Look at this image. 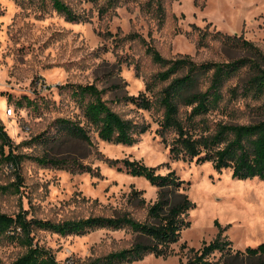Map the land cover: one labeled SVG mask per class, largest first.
<instances>
[{
    "label": "rangeland",
    "instance_id": "obj_1",
    "mask_svg": "<svg viewBox=\"0 0 264 264\" xmlns=\"http://www.w3.org/2000/svg\"><path fill=\"white\" fill-rule=\"evenodd\" d=\"M62 1L86 21L68 20L53 0H0V119L14 151L24 155L19 165H13L0 154V212L25 210L28 217L60 221L131 211L143 220L146 208L134 207L133 191H142L138 195L152 203L158 188L111 162L136 159L157 166L160 173L175 170L196 205L189 211L190 226L170 255L147 254L128 264H184L191 248L210 242L221 228L236 249L264 242V180L234 178L230 168L217 170L212 161L171 156L156 132L161 112L127 99L144 91L147 79L161 67L139 38L126 37L139 33L163 56L188 54L197 62L247 54L244 48L225 43L226 35L243 36L264 52V0H168L162 24L141 11L139 3L144 0L103 15L94 0ZM204 33L205 45L199 46ZM238 80L235 76L230 83ZM92 82L105 89L104 97L124 117L148 125L133 144L104 140L94 130L89 143L59 129L60 118L82 117L70 88L63 86ZM262 103L239 97L229 106L236 115L215 111L208 117L234 122L262 119L264 109L258 108ZM44 155L67 158L71 167L35 159ZM76 160L93 170L71 169ZM132 239L129 231L102 227L69 235L34 231L35 244L50 249L65 264H83L127 248ZM25 250L16 241L1 240L0 264H9Z\"/></svg>",
    "mask_w": 264,
    "mask_h": 264
},
{
    "label": "trees",
    "instance_id": "obj_2",
    "mask_svg": "<svg viewBox=\"0 0 264 264\" xmlns=\"http://www.w3.org/2000/svg\"><path fill=\"white\" fill-rule=\"evenodd\" d=\"M55 9L72 22L86 21L62 0H53ZM99 14L115 10L118 6L138 0H94ZM168 0H144L140 9L162 24L167 16ZM197 27V26H196ZM198 28V27H197ZM218 35H222L218 32ZM127 38H139L146 46V53L161 69L146 81L144 91L129 95L127 99L147 110L161 112L156 132L169 146L173 158L196 159L197 162L212 161L217 170L230 168L238 179L258 177L264 180V118L234 122L211 121L208 115L215 111L236 115L230 111L232 101L239 97L263 100L258 107L264 109V52L259 46L243 36L226 35L225 43L244 48L247 54L227 61L197 62L188 54L173 58L160 51L139 33H130ZM206 34L198 44L205 45ZM242 72V73H241ZM239 76V80L230 83ZM160 87L158 88V86ZM82 117L79 120L60 118L59 129L68 136L92 142L90 131L108 141L133 144L137 136L148 130V125L124 117L104 97L105 89L95 82L87 84L67 83ZM229 95L228 98H226ZM30 104L32 100L24 97ZM19 104L22 101L19 100ZM257 109V107H256ZM13 142L0 119V154L4 162L19 165L24 155L16 153ZM9 147L6 150V147ZM41 164H53L70 168L67 158L36 156ZM71 169L92 171L79 161ZM119 169L131 175L141 176L158 188L157 199L147 203L135 190L134 207L146 208L143 220L134 217L131 211L113 215H98L79 219L54 221L28 217L25 210L17 213L0 212V241H16L25 247V252L9 264H65L46 247L35 244L34 231H53L62 235L84 234L97 227L126 230L132 233V244L83 264H128L147 254L167 257L174 248L182 231L190 226L189 211L195 207L186 192V181L175 170L158 172L157 166H148L140 160L113 159ZM139 199V200H138ZM138 201V203H137ZM184 264H264V242L245 249H236L221 228L217 236L200 248L188 251Z\"/></svg>",
    "mask_w": 264,
    "mask_h": 264
},
{
    "label": "built area",
    "instance_id": "obj_3",
    "mask_svg": "<svg viewBox=\"0 0 264 264\" xmlns=\"http://www.w3.org/2000/svg\"><path fill=\"white\" fill-rule=\"evenodd\" d=\"M12 112H13V109L12 108H9L8 109V115L12 114Z\"/></svg>",
    "mask_w": 264,
    "mask_h": 264
},
{
    "label": "bare ground",
    "instance_id": "obj_4",
    "mask_svg": "<svg viewBox=\"0 0 264 264\" xmlns=\"http://www.w3.org/2000/svg\"><path fill=\"white\" fill-rule=\"evenodd\" d=\"M3 100V99H2ZM5 101V100H4ZM4 103V102H3ZM2 105V104H1ZM12 125V124H11Z\"/></svg>",
    "mask_w": 264,
    "mask_h": 264
}]
</instances>
